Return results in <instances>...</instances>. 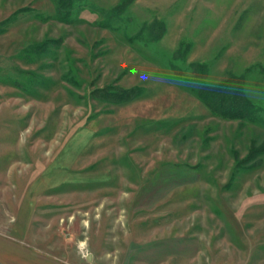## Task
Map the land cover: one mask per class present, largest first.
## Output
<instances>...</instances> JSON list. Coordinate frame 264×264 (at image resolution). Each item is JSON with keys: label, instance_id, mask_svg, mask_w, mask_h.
<instances>
[{"label": "rangeland", "instance_id": "obj_1", "mask_svg": "<svg viewBox=\"0 0 264 264\" xmlns=\"http://www.w3.org/2000/svg\"><path fill=\"white\" fill-rule=\"evenodd\" d=\"M119 1L0 0V264H264V0ZM191 61L257 119L189 91Z\"/></svg>", "mask_w": 264, "mask_h": 264}, {"label": "trees", "instance_id": "obj_2", "mask_svg": "<svg viewBox=\"0 0 264 264\" xmlns=\"http://www.w3.org/2000/svg\"><path fill=\"white\" fill-rule=\"evenodd\" d=\"M81 0H54V16L61 21H68L71 18L73 7ZM125 0L119 1L111 7L114 12H120L124 7ZM162 31V26L156 36ZM178 54L175 49L174 54ZM189 73H183L175 69L185 87L204 102L209 108L226 117H243L255 121L260 115L259 106L254 104L242 92L241 80L237 75H229L220 79L216 83H206L204 81L205 64L200 61L189 63ZM130 88H121L117 92L119 97L129 96ZM114 93H112L113 95ZM264 121V120H261Z\"/></svg>", "mask_w": 264, "mask_h": 264}, {"label": "crops", "instance_id": "obj_3", "mask_svg": "<svg viewBox=\"0 0 264 264\" xmlns=\"http://www.w3.org/2000/svg\"><path fill=\"white\" fill-rule=\"evenodd\" d=\"M4 243L2 244V246H0V253L3 254H10V251L8 250V248H5V246H3ZM26 257L25 258H14V259H10L8 258V256H4L6 259L4 261V264H65L62 263L56 259H52V258H43L41 256H37V253H26ZM13 258V257H11Z\"/></svg>", "mask_w": 264, "mask_h": 264}]
</instances>
